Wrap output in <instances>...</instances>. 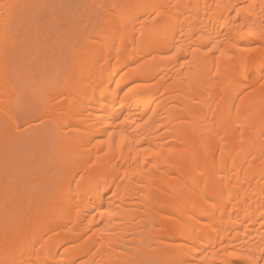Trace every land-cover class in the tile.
<instances>
[{
    "label": "bare ground",
    "instance_id": "bare-ground-1",
    "mask_svg": "<svg viewBox=\"0 0 264 264\" xmlns=\"http://www.w3.org/2000/svg\"><path fill=\"white\" fill-rule=\"evenodd\" d=\"M0 2V264H264V0Z\"/></svg>",
    "mask_w": 264,
    "mask_h": 264
},
{
    "label": "snow or ice",
    "instance_id": "snow-or-ice-1",
    "mask_svg": "<svg viewBox=\"0 0 264 264\" xmlns=\"http://www.w3.org/2000/svg\"><path fill=\"white\" fill-rule=\"evenodd\" d=\"M14 7H15L14 5L0 2V15H3L4 12H9L10 13L11 9H13ZM243 50L248 52L249 54H251L252 52L257 51L258 49H256V48H246V49H243ZM259 50L262 53V57H264V45H261ZM177 51H179V49H177ZM173 55H174V53H173ZM222 55H223V53H222ZM260 62H261V64H264V58H262ZM251 63L254 65L255 61H252ZM249 66H250V62H249L248 58L239 57L238 58V66L236 67V71H237L238 75H240L242 78L246 77L247 73H248V70H249ZM260 70L264 71V67H262ZM204 227L211 228V225H204Z\"/></svg>",
    "mask_w": 264,
    "mask_h": 264
},
{
    "label": "rangeland",
    "instance_id": "rangeland-1",
    "mask_svg": "<svg viewBox=\"0 0 264 264\" xmlns=\"http://www.w3.org/2000/svg\"><path fill=\"white\" fill-rule=\"evenodd\" d=\"M63 1H64V3H63ZM70 1H72V2H70ZM61 2L63 3V5L58 6L59 8H60V7H63V6H66V5H67V6L69 5L67 8H69V7H71V6H72L71 8H73L74 5L77 6L78 4L80 5L81 2L84 3V0H68V1H67V0H61ZM79 2H80V3H79ZM62 3H61V4H62ZM76 4H77V5H76ZM54 5H55V4H54ZM81 5H82V3H81ZM55 6H56V5H55ZM53 7H54V6H53ZM58 7H57V8H58ZM54 8L56 9L55 12L58 13V12H59L58 9H57L56 7H54ZM67 8H66V9H67ZM60 9H61V8H60ZM73 9H74V8H73ZM73 9H71L70 11H72ZM67 11H68V10H67ZM44 125H45V124H39V125H37L35 128H31V129L28 130V133L30 132V133H31L30 135H33V134L35 135L37 132L47 131V130H49V128H47V130H44V129H45V128H44Z\"/></svg>",
    "mask_w": 264,
    "mask_h": 264
}]
</instances>
